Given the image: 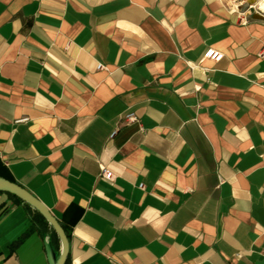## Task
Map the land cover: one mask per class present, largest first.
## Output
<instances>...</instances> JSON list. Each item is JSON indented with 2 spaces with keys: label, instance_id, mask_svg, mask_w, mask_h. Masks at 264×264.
Instances as JSON below:
<instances>
[{
  "label": "crops",
  "instance_id": "crops-1",
  "mask_svg": "<svg viewBox=\"0 0 264 264\" xmlns=\"http://www.w3.org/2000/svg\"><path fill=\"white\" fill-rule=\"evenodd\" d=\"M262 2L0 0V176L67 264H264ZM45 241L0 191V264Z\"/></svg>",
  "mask_w": 264,
  "mask_h": 264
},
{
  "label": "water",
  "instance_id": "water-1",
  "mask_svg": "<svg viewBox=\"0 0 264 264\" xmlns=\"http://www.w3.org/2000/svg\"><path fill=\"white\" fill-rule=\"evenodd\" d=\"M0 191L11 193L17 196L19 199L31 206L44 217V219L56 233L60 241V251L58 254L55 253L49 241L44 242L48 264H65L69 251L68 235L66 234L57 218L49 211V209L27 189L1 176Z\"/></svg>",
  "mask_w": 264,
  "mask_h": 264
},
{
  "label": "built area",
  "instance_id": "built-area-1",
  "mask_svg": "<svg viewBox=\"0 0 264 264\" xmlns=\"http://www.w3.org/2000/svg\"><path fill=\"white\" fill-rule=\"evenodd\" d=\"M261 14L264 15V12H262ZM204 57L210 58L214 61H219L223 57V54L221 52L213 49V48H208L206 50V52L204 53ZM98 68L99 69L103 68V65L99 64ZM133 119L134 118L132 116L127 117V120H133ZM99 175L102 178H105L107 180H113V178H114V175L112 174V172L110 170H108L105 166H101Z\"/></svg>",
  "mask_w": 264,
  "mask_h": 264
},
{
  "label": "trees",
  "instance_id": "trees-1",
  "mask_svg": "<svg viewBox=\"0 0 264 264\" xmlns=\"http://www.w3.org/2000/svg\"><path fill=\"white\" fill-rule=\"evenodd\" d=\"M7 193V192H6ZM7 194H9L11 197H13L15 200H17V201H19V202H21V203H23L25 206H27L29 209H31V210H33L34 212H35V215L38 217V219L41 221V222H43L44 224H45V226L46 227H48L49 226V224H48V222L44 219V217L39 213V212H37L35 209H33L31 206H29L28 204H26L25 202H23L21 199H19L17 196H15V195H13V194H11V193H7ZM32 221H33V218H32ZM61 224V223H60ZM61 226H62V224H61ZM63 227V226H62ZM63 229L65 230V232H66V234L68 235L69 233H68V231L63 227ZM52 234H53V236L59 241V238L57 237V235H56V233L53 231V229H52ZM17 242V241H16ZM15 242V243H16ZM65 264H67V261H66V263Z\"/></svg>",
  "mask_w": 264,
  "mask_h": 264
},
{
  "label": "rangeland",
  "instance_id": "rangeland-1",
  "mask_svg": "<svg viewBox=\"0 0 264 264\" xmlns=\"http://www.w3.org/2000/svg\"><path fill=\"white\" fill-rule=\"evenodd\" d=\"M258 1H259V0H258ZM258 7H259L258 5H255L254 7H252L253 10H252L251 13H254V14H255V13H258V12H259V13L261 14L262 12H264V11L259 10ZM252 8H250V7L248 6V9L251 10Z\"/></svg>",
  "mask_w": 264,
  "mask_h": 264
},
{
  "label": "bare ground",
  "instance_id": "bare-ground-1",
  "mask_svg": "<svg viewBox=\"0 0 264 264\" xmlns=\"http://www.w3.org/2000/svg\"><path fill=\"white\" fill-rule=\"evenodd\" d=\"M261 8H264V2L261 3Z\"/></svg>",
  "mask_w": 264,
  "mask_h": 264
}]
</instances>
